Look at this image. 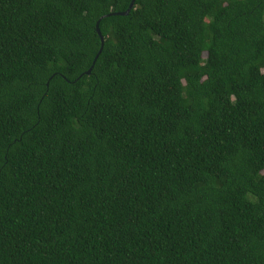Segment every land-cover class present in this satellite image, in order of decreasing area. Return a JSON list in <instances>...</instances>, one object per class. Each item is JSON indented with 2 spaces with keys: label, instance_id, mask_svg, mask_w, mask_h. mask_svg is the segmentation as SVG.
Here are the masks:
<instances>
[{
  "label": "trees",
  "instance_id": "1",
  "mask_svg": "<svg viewBox=\"0 0 264 264\" xmlns=\"http://www.w3.org/2000/svg\"><path fill=\"white\" fill-rule=\"evenodd\" d=\"M130 1L0 0V264H264V0Z\"/></svg>",
  "mask_w": 264,
  "mask_h": 264
},
{
  "label": "water",
  "instance_id": "2",
  "mask_svg": "<svg viewBox=\"0 0 264 264\" xmlns=\"http://www.w3.org/2000/svg\"><path fill=\"white\" fill-rule=\"evenodd\" d=\"M134 2H135V0H131V1H130V4H129V6H128V8L126 9V11H125V12H122V13H119V15H121V16H126V15H128V13L130 12V10L132 9V7H133V5H134ZM108 16H110V15H106V16H104V17H108ZM99 21H100V19L96 22V25H95V31H96V33H97V35H98V37H99V40H100V49H99L97 55L95 56V58H94V60H93V63H92V65H91V67L86 71V74H89L90 71L92 70V67H93V65H94V63H95V61H96V59L98 58V55L101 53V50H102V48H103V44H104V39H103V37H102V35H101V33H100V30H99V28H98V26H99Z\"/></svg>",
  "mask_w": 264,
  "mask_h": 264
}]
</instances>
